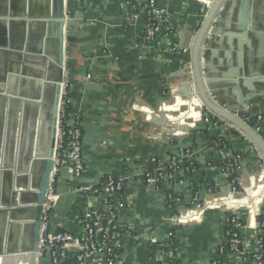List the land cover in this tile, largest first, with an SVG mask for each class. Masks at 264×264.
<instances>
[{"label":"crops","instance_id":"crops-1","mask_svg":"<svg viewBox=\"0 0 264 264\" xmlns=\"http://www.w3.org/2000/svg\"><path fill=\"white\" fill-rule=\"evenodd\" d=\"M145 1L150 0H138ZM152 1L166 22L150 43L142 39L145 16L132 20L123 0L68 2L64 92L82 125L84 173L77 186L99 188L111 175L127 179L113 200L123 264H255L252 255L258 242L264 243L258 223L264 216V159L224 120L217 127L203 122L213 115L196 98L190 115L181 101L195 95L186 67L206 19L202 9L209 13L214 0ZM217 22L214 34L223 36L202 59L207 90L212 97L222 96V107L233 112L236 103L230 101L253 86L260 96L251 102L253 115L244 120L264 140V0L245 7L237 0L232 10L226 4ZM188 49L190 55L184 52ZM223 145L242 158L236 173L239 193L221 169ZM182 149L194 154L195 172L176 174L169 190L183 202L172 211L168 188H148L143 176L167 165ZM52 189L46 218L54 232L80 237L79 219L86 210L106 212L107 194L73 190L64 170ZM194 196L207 204L203 211L192 206ZM229 215L239 218L245 230L238 252L222 253Z\"/></svg>","mask_w":264,"mask_h":264},{"label":"water","instance_id":"water-1","mask_svg":"<svg viewBox=\"0 0 264 264\" xmlns=\"http://www.w3.org/2000/svg\"><path fill=\"white\" fill-rule=\"evenodd\" d=\"M2 1L7 0H0V2ZM251 1L241 0L243 7L251 3ZM236 2L237 0H214L210 3L209 13L192 47L191 64L195 95L186 97L185 99L183 98L181 101L189 105L187 115H190L194 113L192 104L194 103L193 99L196 98L198 105L202 106L203 109L207 110L213 116L224 120L244 134L256 146L264 159V140L244 120V117H247V115H253L251 102L260 96L259 93L255 91L253 86L250 87L251 92L249 94L242 95L230 101L236 103L233 106V112H231L228 108L222 107L224 105L220 102V99L222 100L223 98L222 96L216 95L212 97L210 95L204 76V70L207 66L202 62L203 56H206L207 51L213 47L217 37L223 36H219V34L217 36L213 31L214 25L218 23L217 18L220 15V11L226 4L227 8H231L232 10ZM0 10H4L3 5H0ZM68 23L69 19H67L64 27L61 25L58 26L57 35L54 39L50 38L49 34L46 33L42 48L43 56L39 53L32 54L29 50H25L21 54L16 53L15 55L9 46L0 45L1 264H24L26 260L22 256L24 252L21 251L27 249L30 250L31 254L30 264H38L43 220L48 206L50 191L53 186L54 173L56 171L55 157L60 125V107L65 84V39ZM209 35L211 36V40L207 41ZM20 55L23 56L22 62L18 60ZM44 55L52 60L47 68V72L44 69L46 67V58H44ZM14 56L16 57L14 58ZM18 65L20 66L19 73L14 71V66ZM33 66L36 68H33ZM45 79L47 85L43 92L42 110L44 118L38 133L37 115L39 104L38 102H33L31 99L35 82H42ZM180 108L177 106L175 110L177 109L179 111ZM36 156L41 159L36 160ZM34 159L31 173L34 176L42 177L36 211L33 212L30 206L31 204L28 206H17L19 209L27 210L30 214L25 216L21 220L22 222L26 221L29 217H35L34 227L31 231H28L27 225L24 223L21 224V221L14 219L13 212L16 207L14 205L7 208L2 207L1 200L2 190L8 184V178L3 176H6L7 173L12 174L13 171L23 175L29 170V165ZM12 177H14L13 174ZM12 191L14 199V196L17 194L13 188ZM21 194L32 195L26 191H21L19 196ZM18 201L20 203V199ZM33 202H35L34 196ZM14 220L20 222V224L14 222ZM25 234H28V245H25L26 240L23 236ZM10 237L18 238L17 243L12 247L8 246Z\"/></svg>","mask_w":264,"mask_h":264},{"label":"built area","instance_id":"built-area-1","mask_svg":"<svg viewBox=\"0 0 264 264\" xmlns=\"http://www.w3.org/2000/svg\"><path fill=\"white\" fill-rule=\"evenodd\" d=\"M123 1L132 20H137L142 15L145 16L146 29L142 38L143 41L150 43L155 40L162 32L163 25L166 22L164 11L159 10L152 0L145 1L142 4L138 0ZM207 14L208 10L202 9L203 17L206 18ZM208 37L211 38L210 35ZM184 52L190 55L191 49ZM186 69L188 75L192 76L191 61L188 62ZM71 105V101L63 90L54 179L60 170H64L69 176V185L73 190L81 192L84 195H98L104 191L107 194L104 204L106 212L102 213L96 209L86 210L79 219V223L84 229V234L80 237H75L68 232L52 231L45 214L39 243L38 264H123V261L119 259V247L116 245V240L120 238L121 233L117 227L116 208L113 205V200L123 192L127 179L118 180L111 175L104 180L99 188L77 186V182L84 173L82 125L80 118L72 114L71 111L67 122L68 127L65 128L63 126L65 112L71 109ZM203 122L215 127L225 125L217 117L208 115L204 116ZM221 159L222 171L225 175L232 178L231 184L234 187V192L239 193V183L236 173L241 167L242 158L234 155L227 146L223 145ZM178 172L188 175L195 172L194 154L189 150L182 149L181 153L173 157L167 165L153 172L148 171L143 176L148 188L163 192L168 188L165 194L168 208L172 211L177 209L183 202L180 194L169 190V187L176 183V174ZM50 196L55 197L53 189L50 191ZM191 204L200 212L207 206L197 196H194ZM49 206L50 203L48 201L46 212ZM224 220L226 225L225 241L220 251L222 253L238 252V248L242 244L241 235H243L245 226L235 216H226ZM261 227H264V224ZM252 259L255 264H264V243L262 241L258 242Z\"/></svg>","mask_w":264,"mask_h":264},{"label":"rangeland","instance_id":"rangeland-1","mask_svg":"<svg viewBox=\"0 0 264 264\" xmlns=\"http://www.w3.org/2000/svg\"><path fill=\"white\" fill-rule=\"evenodd\" d=\"M68 2L69 0L63 1L64 12L61 9L60 0H7L0 2V5H3L4 7V10H0V23L3 24L0 26V42H9L10 45L8 46L15 55L16 53L21 54L24 52L27 46L33 49H39L40 46L43 48V44L36 43H38V41L40 42V40L42 41L44 35L47 33L46 29L48 27V20L52 19V17H57L58 15L61 16L63 14L66 17L67 22L69 9ZM2 12L5 16L2 15ZM30 50L29 52L32 54H38ZM18 60L22 62L23 56L20 55ZM7 176L8 178H12L11 173H7L6 177ZM8 182H10L9 179ZM8 184L2 190V207L7 208L14 205L16 209L13 212V217L16 220L21 221L25 216L30 214L27 210L19 209L17 206H28L34 203L32 196L33 193L27 191L29 188V180L22 179V188L20 190H26L27 193H31L32 195L21 194L19 196V194H17L14 196V199L12 196V186H9ZM18 199H20V203ZM17 241V237H10L8 240V246L12 247ZM28 243V240H26L25 245H28Z\"/></svg>","mask_w":264,"mask_h":264},{"label":"bare ground","instance_id":"bare-ground-1","mask_svg":"<svg viewBox=\"0 0 264 264\" xmlns=\"http://www.w3.org/2000/svg\"><path fill=\"white\" fill-rule=\"evenodd\" d=\"M60 1H61V3H60L61 4V9L63 11L64 10V3H63L62 0H60ZM3 14L4 13L2 12V15ZM3 16H5V15H3ZM65 24H66V19H65V17H64L63 14L61 16L58 15L57 17H52V19L48 20V24H47L48 27L46 29L47 34H49L50 38H53L54 39L55 36L57 35L56 32L58 30V26L61 25L62 27H64ZM1 25H3V24L0 23V26ZM45 36H46V34L44 35L43 40L42 41L40 40V42L38 41V43H36V44H43L44 43ZM0 45H7L8 46V45H10V43L9 42H7V43L0 42ZM27 49L28 50L31 49L30 51L35 52V53H39L41 56H43L42 47L41 46H40L39 49H33V48H30V47L27 46L26 50ZM15 57L16 56H14V58ZM44 58H46V67L44 69H45V72H47V68H48L49 64H51V61L52 60H50V58L47 57V56H45V55H44ZM53 62L56 63L55 61H53ZM33 68H36V67L33 66ZM19 70H20V66L19 65L18 66H14V71L15 72L19 73L18 72ZM34 85L35 86L33 88V93H32V99L31 100L33 102H38V104H39L38 115H37L38 133H39L40 128H41V125H42V121H43V118H44V116L42 115V110H43V92H44L45 86L47 85V81L45 79L42 82H35ZM18 145H19V143H18ZM36 148H37V146H36ZM37 159H41V158H39L38 156H36V160ZM34 161H35V159L32 160L31 164L29 165V170L26 173H24L23 175H20L16 171H13L12 174L14 175V177H12V178L9 177L8 178V176L7 177L5 175L3 176V177H6V178H8L10 180V182H8L9 183L8 185L9 186L10 185L12 186L11 188L14 189V192H16V194H20V192H21L20 189L22 188V179L27 180V181L29 180V182L30 181L32 182L31 183L32 186H29V192H32L33 193L32 196H34V198H35V202L31 205V208H32L33 212L36 211L37 199H38V196H39V193H40L41 180H42V177H40V176H34L31 173V169H32V167L34 165ZM31 187H32V190H31ZM9 210H11V209H9ZM0 219H2V218L0 217ZM14 222L20 224V222H17L16 220H14ZM22 223H24L25 225H27V230L28 231H31L33 229V227H34L35 217H29L26 221H23V222L21 221V224ZM27 235L28 234L23 235L24 238H25V240L28 239V236ZM21 252H24V254L22 255V256H24V258L26 260V262L24 264H30V257H31L30 250L27 249V250H24V251H21ZM9 254H11V253H9ZM0 264H1V261H0Z\"/></svg>","mask_w":264,"mask_h":264},{"label":"trees","instance_id":"trees-1","mask_svg":"<svg viewBox=\"0 0 264 264\" xmlns=\"http://www.w3.org/2000/svg\"><path fill=\"white\" fill-rule=\"evenodd\" d=\"M72 111V109H69V110H67L66 112H65V121L63 122V126L65 127V128H67L68 127V124H67V122H68V120H69V113ZM258 223H259V229L260 230H264V227H261V225L262 224H264V216H260L259 218H258ZM242 235H241V241H242Z\"/></svg>","mask_w":264,"mask_h":264}]
</instances>
